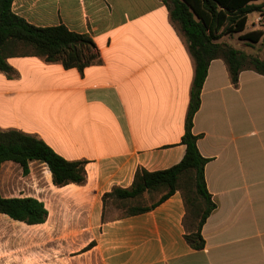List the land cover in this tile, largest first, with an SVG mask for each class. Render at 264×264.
<instances>
[{"label":"crops","instance_id":"crops-1","mask_svg":"<svg viewBox=\"0 0 264 264\" xmlns=\"http://www.w3.org/2000/svg\"><path fill=\"white\" fill-rule=\"evenodd\" d=\"M12 10L36 26L88 34L97 57L80 70L17 54L8 57L12 72L0 70V129L35 135L85 162L87 172L83 184L60 186L49 170L48 184L28 195L44 203L45 222L0 212V224L12 220L37 233L18 237L0 228V264H264V74L244 69L235 85L225 59L210 62L193 132L209 158L205 179L216 208L202 228L205 247L196 249L185 238L182 189L140 213L130 209L151 206L165 191L111 194L130 188L139 169H167L186 153L195 60L168 5L14 0ZM33 164L49 169L33 161L29 172ZM18 238L27 249L12 248Z\"/></svg>","mask_w":264,"mask_h":264},{"label":"trees","instance_id":"trees-1","mask_svg":"<svg viewBox=\"0 0 264 264\" xmlns=\"http://www.w3.org/2000/svg\"><path fill=\"white\" fill-rule=\"evenodd\" d=\"M14 0H0V70L12 72L8 57L12 55H37L47 61L61 62L66 68L83 70L97 57L94 40L88 35L70 30L61 24L40 27L29 23L12 10ZM171 17L183 30L189 49L195 60V76L191 99L186 116L182 143L186 145L183 159L167 169L149 171L139 169L130 188H115L111 193L120 199L137 198L145 192L163 190L165 193L151 206H138L130 213H140L155 207L176 190L182 189L187 215L185 238L193 248L205 247L202 228L216 208L207 189L205 166L209 158L203 156L197 141L199 134L193 132L194 116L201 105V92L210 62L223 58L227 62L231 79L238 84L239 74L244 69H254L264 74V59L220 41L225 35L240 33V38L260 42L263 29L245 31L249 15L264 14V0H164ZM23 45L26 51H18ZM14 161L28 174L30 163H45L56 185L83 184L87 179L85 162L71 161L59 154L43 139L17 130L0 129V169L5 161ZM106 197V196H105ZM0 212L14 220L28 224L45 222L49 211L38 198L5 197L0 191Z\"/></svg>","mask_w":264,"mask_h":264},{"label":"rangeland","instance_id":"rangeland-1","mask_svg":"<svg viewBox=\"0 0 264 264\" xmlns=\"http://www.w3.org/2000/svg\"><path fill=\"white\" fill-rule=\"evenodd\" d=\"M261 16L260 20L257 18ZM257 24L264 26V14L260 12H253L249 15V25L245 31H250L254 25ZM264 30V29H263ZM220 41L226 42L237 49L243 50L248 54L256 55L264 59V36L258 43H254L249 40L240 38V33H234L232 35L223 36ZM23 45L19 46L18 51H26ZM50 179L49 169L43 168V166L38 164L32 165V170L28 174L23 172L20 165H13L11 168L3 166L0 170V189L7 195H14V197H25L28 195H33L38 192V189L42 185L48 184ZM0 228L7 232V229H14L18 237H23V234L27 233L31 235L37 234L26 224H21L19 222H13L12 220H7L0 224ZM38 243V242H36ZM12 248L15 251L27 249V241L24 242L23 239L18 238L13 244Z\"/></svg>","mask_w":264,"mask_h":264},{"label":"built area","instance_id":"built-area-1","mask_svg":"<svg viewBox=\"0 0 264 264\" xmlns=\"http://www.w3.org/2000/svg\"><path fill=\"white\" fill-rule=\"evenodd\" d=\"M262 17L261 16H259V18L257 19V20H260Z\"/></svg>","mask_w":264,"mask_h":264}]
</instances>
